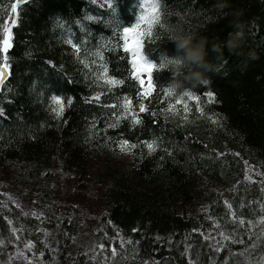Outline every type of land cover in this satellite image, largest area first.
Listing matches in <instances>:
<instances>
[{"label":"trees","instance_id":"16d2710c","mask_svg":"<svg viewBox=\"0 0 264 264\" xmlns=\"http://www.w3.org/2000/svg\"><path fill=\"white\" fill-rule=\"evenodd\" d=\"M14 2L0 0V264L29 245L43 264H264V0H150L146 97L123 37L144 0H33L15 17Z\"/></svg>","mask_w":264,"mask_h":264},{"label":"snow or ice","instance_id":"6c2138e0","mask_svg":"<svg viewBox=\"0 0 264 264\" xmlns=\"http://www.w3.org/2000/svg\"><path fill=\"white\" fill-rule=\"evenodd\" d=\"M33 0H15L14 3L10 5V10L13 16L15 17L18 14V9L25 3H32ZM107 2L111 3V0H107ZM118 7V3H117ZM148 8L147 14L142 15L140 17V21L142 23H146L148 25L149 30L151 29V26L156 23L159 19V13H158V5L155 3H151L146 5ZM115 11V9H113ZM13 27L16 26L15 20L12 21ZM141 24L137 23L135 27H125L123 32L124 37V48L126 51L131 53L132 56V69L135 73V78L139 82L141 86V96L146 97L148 96L151 91L153 90V81H152V71L153 68H155V65H153L148 59H146L141 54V43L140 39H136L133 46L128 45V37L130 34H135L136 37H143L146 33L143 31H140ZM13 40V31L12 27H4L2 35H0V57H2V62H0V85H3L7 76L10 74V65L8 63V51L13 46L12 45ZM98 55V54H97ZM144 74H147V80L143 78ZM101 79H104L106 83L108 84H118L119 81H116L114 79H109L107 77V69H103L102 75L99 77ZM5 91L9 89H4ZM171 95V93H169ZM97 101L99 100V97L95 98ZM188 99L195 100L197 103H199V97L196 96H189ZM209 100L214 101V95L209 93ZM91 102V101H90ZM182 101L178 102L181 103ZM52 103L56 105V108L54 109L57 113V115H62L65 109V103L64 100L61 99L60 96H53L52 97ZM69 105L71 104V100L68 101ZM183 107L185 110H187L188 105L186 103L183 104ZM126 111L131 110V101L128 100L125 105ZM145 106L143 104H139V111L143 112L145 111ZM0 118H6L3 107L0 106ZM135 123H140V120L133 116ZM122 150H126L130 147H135V145H129L127 141H124L120 145ZM146 147L150 151H155L154 143H148ZM239 223L243 224L244 221H239ZM264 223V221H262ZM128 243H131V241H128ZM29 247H32L29 245ZM253 248H255V245H253ZM110 251L115 254L116 249L112 248Z\"/></svg>","mask_w":264,"mask_h":264},{"label":"rangeland","instance_id":"374dc122","mask_svg":"<svg viewBox=\"0 0 264 264\" xmlns=\"http://www.w3.org/2000/svg\"><path fill=\"white\" fill-rule=\"evenodd\" d=\"M137 37L135 34H130L128 37V45L131 47L134 45L135 40ZM143 78L147 80V74H144ZM69 187H73L69 186ZM60 191L64 188H58ZM73 191V190H72ZM77 193L76 190L73 191V194L75 195ZM81 196V195H80ZM76 205H74L75 207ZM84 217H88L87 220L84 222V226L82 227L80 237L81 240L87 241L85 243H90V238L88 236L90 233L94 232V230H97V211L95 212L94 206H87L84 210ZM91 237V236H90ZM84 242H82V245H87ZM29 254L23 250L21 247H16V249L12 252L9 259L7 258L5 261H2L1 264H43V260L39 255H36L34 252H32L29 248V246L26 247Z\"/></svg>","mask_w":264,"mask_h":264},{"label":"bare ground","instance_id":"6f19581e","mask_svg":"<svg viewBox=\"0 0 264 264\" xmlns=\"http://www.w3.org/2000/svg\"><path fill=\"white\" fill-rule=\"evenodd\" d=\"M144 1L146 2L147 5L150 4V0H144ZM142 5H143V0H139L137 8L140 9L142 7ZM2 88H3V85L0 86V91L2 90Z\"/></svg>","mask_w":264,"mask_h":264},{"label":"water","instance_id":"95a60500","mask_svg":"<svg viewBox=\"0 0 264 264\" xmlns=\"http://www.w3.org/2000/svg\"><path fill=\"white\" fill-rule=\"evenodd\" d=\"M8 78H9V75L7 76L6 80H7ZM6 80H5V81H6ZM4 83H5V82H4ZM0 86H2V85H0Z\"/></svg>","mask_w":264,"mask_h":264}]
</instances>
